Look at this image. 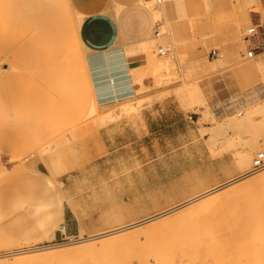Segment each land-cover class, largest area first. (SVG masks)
I'll list each match as a JSON object with an SVG mask.
<instances>
[{
    "label": "rangeland",
    "instance_id": "1",
    "mask_svg": "<svg viewBox=\"0 0 264 264\" xmlns=\"http://www.w3.org/2000/svg\"><path fill=\"white\" fill-rule=\"evenodd\" d=\"M62 3V0L58 3L55 17L65 30L63 37L67 49L74 51L72 68L77 72L83 60L87 63L86 52L75 50L72 34L66 31L70 21V1L69 5ZM245 3V0H234V5L228 8L184 7L183 22L194 20L197 23L202 20V25L207 27L206 32L211 34L182 32L183 50L180 53H183L184 60L178 65H171L169 70L160 71L155 69L153 63V69L149 72L135 76L132 80L135 92L125 100V108L120 106L122 100L107 104L99 102L87 67L98 105L97 112L92 115H87L89 102L84 85H78L75 95H60L48 83L56 48L50 33L44 31V22L41 19L33 21L32 18L7 22L9 14L4 16L0 10V71H4V75L0 76V255L23 252L30 247L56 246V249L71 250L65 255L71 257L89 249L91 245L127 242L135 238V234H146L156 238L150 243L141 242L138 249L146 251H143L145 257L151 253L153 257L150 259L149 253V259L146 258L152 264L157 256L153 253L155 248H151L156 247L161 253L168 250L166 247L169 248V243L163 244L161 237L167 234L179 236L176 230L167 232L169 224L179 229L183 220L200 216L211 202L236 198L241 190L247 192V189L253 188L248 192L253 194L254 199L258 194H264V190L263 193L256 192L257 184L238 182L220 191L225 194L216 200L204 202L211 199L213 194L138 227L87 240L150 218L239 175L241 170L236 163L228 156L223 158L227 152L222 148L224 143L217 144L211 151L209 129L212 122L205 118V108L183 99L176 93V88L183 87L185 82L192 83L194 77H201L192 75L186 68L188 63L194 64L192 60L200 58L210 68L213 91L208 104L212 109L230 105L231 97L242 91L250 94L260 89L264 96V80L258 68L259 63L264 64V54L252 60L243 57L254 42L264 41V8L261 3L250 8ZM153 6H160L157 0ZM133 7L130 3L126 4L119 16L130 35L127 40L130 44L124 46L127 57L137 54L135 52H145L143 49L131 50L133 42L153 35L155 30L162 33L167 25L160 19L150 24L144 23L134 12L128 14ZM244 8H247L250 21L243 30L237 17H241ZM227 24H236L240 30L236 40L213 33L217 27L224 29ZM254 26L257 33H247V29ZM244 35L249 38L246 44L242 43ZM164 38L168 39L169 36ZM168 43L171 45V40ZM159 45L148 53L153 62L170 55L164 45ZM159 48L166 51V55L160 56ZM214 50L218 52L217 56L211 54ZM232 51L236 52L235 58L219 65ZM3 67L7 69L2 70ZM197 81L201 85L204 82L203 78ZM110 112L115 119L97 121ZM149 113L158 118L150 131L146 124L143 125L144 115ZM244 135L262 139L264 128L250 129ZM258 152L264 153L258 149L252 158ZM30 164L49 176L53 183L24 170L23 166ZM263 174L264 169L253 177ZM234 187L241 190L234 191ZM58 201L62 202V219L57 214ZM166 217H170L169 220L162 221ZM207 217L215 218V222L219 219L214 215ZM59 225L64 230H60ZM52 231L54 236L48 238ZM192 232L193 229H187L184 236ZM248 243L246 246L253 242ZM217 244L225 248L222 242ZM181 245L189 248L190 244L184 242ZM255 245L249 247H253L252 251L250 249L253 255ZM259 247H256L257 253L254 252L264 261V252ZM24 255H9L0 261ZM181 256L182 259L178 253L175 254L172 264H178L179 259L180 264H188L193 259L185 254ZM213 256L215 260L218 258L217 264H220L219 254ZM214 259L211 261V258H207L206 261L213 264ZM196 260L191 262L205 264L204 258L203 263L200 259ZM253 260L257 264L259 259ZM101 261L97 263H105Z\"/></svg>",
    "mask_w": 264,
    "mask_h": 264
},
{
    "label": "bare ground",
    "instance_id": "2",
    "mask_svg": "<svg viewBox=\"0 0 264 264\" xmlns=\"http://www.w3.org/2000/svg\"><path fill=\"white\" fill-rule=\"evenodd\" d=\"M154 1L155 0H141L133 8L129 9L130 11H128V14L135 13L134 15L139 20L147 24H150L153 21L155 22V20H158V19L161 20L162 19V6L168 0H157V3L161 6V8H159L158 6L157 7L153 6ZM192 1H193V5H198L201 3L205 9L216 6L214 0H192ZM122 8L123 7L117 6L114 9L115 15L118 17L119 25L121 28V33L123 32L124 27H125L123 20L120 19L119 17L120 13H122ZM83 17L84 16L82 14L78 15L79 20L82 19ZM74 24H76L75 21H74ZM166 24L167 25L165 26L164 32L159 33L158 30L154 31L155 38L158 40V42H160V44L164 45L167 48L170 54L164 60H159L158 62L156 60L154 61L155 69L158 71L162 69L169 70L171 65L177 64V62L179 61L180 52L183 50L182 49V42H183L182 38L184 35L181 34L182 32L176 28L174 23L168 22ZM187 26H188L187 31H196V23L194 20H189L187 22ZM233 26L235 27L234 30L229 31L228 27L233 28ZM241 26H242V29L244 30V26L243 25ZM250 28L247 29V33H249L248 30ZM225 31L226 33H230L231 35H234L233 39L236 40L238 31L240 30L237 29V25L227 24V26L224 27V29L222 28L220 29L217 27L216 31H213V33H220V36L223 37L222 34H224ZM156 32H158V34H155ZM183 32H186L185 29L183 30ZM210 34L211 32L209 33V35ZM167 35L169 36V38L168 39L164 38ZM244 36L242 38V43L246 44L247 42H249V38H247L248 36L247 37L246 36L244 37ZM147 38L148 37H146L145 39L135 44L136 46L140 47V49H143L145 52H148L150 50V47L147 42ZM73 39L76 44L75 50H77L80 48V44L78 43L75 37ZM170 40H171V45L170 43H168ZM248 51L249 49L246 51L245 56H243L245 57L244 59H247V60H252L258 55L264 54V53L258 52L257 54L254 53L253 57L248 58L247 56ZM70 52L68 51V53L65 55L63 60L66 66L72 67L75 58L72 54L74 51L70 50ZM213 52H215V54H213ZM211 54L213 56H217L218 52L214 50L211 52ZM159 55L160 56L166 55V51H164L162 48H159ZM228 61L230 62L229 56L227 57V59H224L223 62H221L219 65L224 64L226 62L228 63ZM120 62L121 60L116 59V57L112 58L105 53H97L96 55H93V57H91L90 59H87V63H85V61L83 60V63L77 67V72L76 71L75 72L77 73L78 76L84 79L87 85L91 88V82L89 78V74H90L91 79H92V84L94 86L92 87L95 90V94L99 102L108 101L111 99H118V98L127 97V96L131 97L134 92L132 90L129 91L128 84H130L132 80L130 81V80L116 79V76H119L121 73V72L120 73L116 72L122 67V64ZM87 67L89 68V74H88ZM11 68L10 70H12ZM258 68L264 80V64L259 63ZM15 69L17 70V68ZM2 73L4 72L0 71V74ZM125 74L126 73H124V75ZM188 77H190V74H188ZM199 78H203V77H198V78L194 77L192 83L185 82V85H183V87L176 88V93L180 94L183 97V99H186L195 105L203 106L205 108L204 116L206 119H209L212 122V126L209 129V134H210L209 144H210L211 151L214 150L217 144L221 142L224 143L222 148L224 150H227V152L226 154L224 153L225 155H223V158L228 156L230 159L233 160L234 163H236L238 168H240L241 170L239 175L223 184H220L211 189H208L205 192H202L201 194L195 197L185 200L181 202L180 204H177L171 207L170 209H167L150 218L143 219L139 222L132 223L128 226H124L116 230H112L110 232H106L105 234L97 235L92 238L90 237L87 240L98 239V238H101L107 235L115 234V233H118L124 230L138 227L146 222L158 219L162 216L170 214L171 212L175 210L186 207L195 201H199L203 198H208V196H212L213 194L214 195L210 197L211 199H206L204 202H209L214 199L216 200V198L217 199L221 198L222 195L225 194V193H219L220 191L238 182H245L244 185H247L248 183L257 184L258 188L256 189V192L263 193L264 174L258 177H255V178L253 177L258 171H261L263 169L258 170V171H253V172L252 170H253V162L256 159V157L259 154H262L263 160H264V153L258 152L255 157L252 158V156L254 152L257 151L258 149H262L264 151V138L262 137L261 139V138H255V137H249V136L247 137L244 135L246 131L250 129H254V128L259 129L261 127L264 128V96H262L261 90L259 89V90L252 91V93L250 94L244 93V91H242L241 94L239 95L234 94L230 99V102H231L230 105H225V106L222 105L223 106L222 108H218L217 110H214L212 109V107L209 106L207 102V98H206V94L204 92L203 86L197 81ZM123 107L125 108L127 107V105L125 104L123 105ZM97 110H98L97 101L94 98V95L92 93V101H91L89 110L87 112V115H92L96 113ZM107 119H110V121L115 119L114 114L110 112L107 114V116L101 117L97 121L106 122ZM48 181L51 184L53 183L52 179L50 178L48 179ZM262 184L263 186H261ZM251 189L253 188H250L247 190L249 191ZM235 190H237L238 192V190H241V189H237V187H234V191ZM248 191L245 192V190L244 191L241 190V192L238 193L237 196H235L236 198H227V199L221 198L219 202H216V201L211 202L210 203L211 205L206 206L204 208L203 212L205 214L202 213L201 215L198 214L200 216H197V217L190 218L191 217L190 216L186 218V220L182 221L183 224L179 229L174 228L173 224H169V227H168L169 230L167 232L176 230L179 236L168 235V234H167L168 236L163 235V234H162L163 236L161 235L162 236L161 242L163 244H165V242H167V244L169 243V248L166 247V249L168 250H165L164 252L162 251L163 253L157 250L156 247L151 248V249L155 248V251L153 250L154 251L153 253H155V256H157V257L154 256L156 260L152 264L154 263L155 264H170V262L172 264V261L175 258V254L177 255V253L180 259H182L181 255L185 254L189 258L191 259L193 258L192 260L195 259V261H197L196 259H200L201 262L203 263V261L205 260V264H208V262H211L212 259H214L213 255L215 253H216V256H218L219 254L220 264H256V261L253 260V258L259 259L257 261V264H264V261L261 260L260 256L257 257L258 254H255L256 250L258 249L256 247H259V245L260 247H262L261 251L264 252V245H263L264 244V197L263 195L264 194H261V195L258 194V196H255L257 198L254 199L253 194L251 193L249 194ZM225 206H228L229 208L224 209L223 207ZM224 214H227V215L224 217ZM209 215L217 216V218L219 219H216V220L218 221L215 222L214 221L215 218L208 219L207 216ZM169 218L170 217H166L162 221L169 220ZM59 219H61V217H59ZM57 226L58 225H56V227ZM58 228H60V230H64V228L61 226ZM187 229L188 231L193 229V232L189 234L187 237H185L184 235L186 234L185 232L187 231ZM53 236H54V233L52 231L50 232V236L49 237L47 236V237L52 238ZM155 238L156 236L153 237L152 235L149 236L146 234H143V235L135 234V238H131L127 242H120V243L114 242L111 244H100L99 246L91 245L89 246V249H85L83 252H79L77 253V255L75 254V256H71V257L65 256L67 253L71 252V250L56 249L55 248L56 246H50V247L42 246V247H35V248L30 247V249H27V250L25 249L26 251L23 250V252L17 251L18 253L15 252L13 254L0 255V259H1L9 255L19 256L20 254H25L22 257H16L13 259L6 258L5 260L0 261V264H90V263L93 264V263H97L98 261L100 262L101 260H104L105 263L107 262V264H151L150 261H149L150 263L148 262V259H149L148 255L150 252L147 253L148 255L146 254V257L148 258L147 259L144 255L146 251L143 250L145 252L143 253V251L141 250L142 251L141 252L138 249V246L143 241L149 242V243L153 242V239L155 240ZM83 241H86V240H83ZM182 242L183 243L188 242L190 244L189 248L184 247L186 244L184 246L181 245L183 244ZM216 242L217 243L222 242L223 244H225L224 245L225 248L223 247L221 248L217 246L218 244ZM247 242L249 243L256 242L255 244L259 242L261 243V244L259 243L258 246L254 244L255 245L254 247L255 252L253 251L254 255L251 252L253 247L249 248L250 246H254L253 243L251 244L248 243L249 245L246 246ZM193 243H195L194 244L195 246H192L190 248V246ZM217 247H219L220 252L218 249H217L218 251L216 250ZM242 247L245 251L242 249ZM247 251L250 253H247ZM221 252L224 254H222ZM248 254H249V257H248ZM251 254L253 258L251 257ZM259 254H260V251H259ZM255 255L256 257H254ZM59 256H65V257L60 259ZM204 256H206V258ZM151 257L153 256L151 255L150 259ZM242 257L244 258L243 260L246 263L242 261ZM207 258H211V261H206ZM191 259H188V260H191ZM179 260L176 263L179 262L178 264H180ZM190 262H188V264ZM192 262L190 264H193ZM215 262L213 261V264L218 263V258L215 260Z\"/></svg>",
    "mask_w": 264,
    "mask_h": 264
},
{
    "label": "crops",
    "instance_id": "3",
    "mask_svg": "<svg viewBox=\"0 0 264 264\" xmlns=\"http://www.w3.org/2000/svg\"><path fill=\"white\" fill-rule=\"evenodd\" d=\"M68 1H70L71 13L69 25L66 27V31L70 32L72 34V37H75L77 39L78 43L80 44L79 50H83L86 52L87 59H90L91 57H93V55H96L97 53H105L112 58L116 57V59L121 60L120 63L122 64V69L120 68L116 71L119 73L121 72L119 76H116V79L122 80L131 81L138 74L142 72L147 73L151 69H153L154 62L148 53H152V51L156 50L159 46H161L159 45L160 42H158V40L154 37L153 34L147 38V42L151 51L142 53L135 52L137 54L127 57V55L125 54L124 46L130 44L127 43V40H129L130 35L126 32L128 30L127 28L125 29V27L123 32L121 33L119 21L115 16L114 9L117 6L124 7L126 4L128 5V3H130V5L135 6L141 0H62V4L69 5ZM245 1L246 7H257L261 3L264 8V0ZM57 2L59 3L61 2V0H0V10L4 12V16L9 14L7 22H9L10 20L17 21L21 18H32L33 21L41 19L44 22V31H46L47 34L48 32L50 33V37L52 39L51 41L52 43H54V46L56 48L54 64L51 65V75H49L48 83L52 84L53 89H55L56 93L60 95L65 93H71L75 95V89H78V85H84L87 91L86 94L88 93L87 97L89 102V110L92 101V89L87 85L84 79H82L80 76L77 75L75 71H73L74 69L72 67L66 66L63 60L65 55L68 53V51L70 52V50L67 49L64 42L63 32L65 30L62 28L60 22L55 17L56 9L58 6ZM214 2L215 5L219 7L228 8L229 6L234 5V0H214ZM190 5H193L192 0L166 1L165 4H163L162 6L161 20L165 21L166 23H174L176 28L181 32H183L184 29L186 32H188L187 22H183L182 20V10L184 7ZM200 6L203 5L201 4ZM158 7L161 8V6ZM79 14H82L84 16L80 20L78 18ZM237 19L243 26L250 21V18L247 14V8L243 9L241 17H237ZM74 21L76 22V24H74ZM234 28V26L233 28L228 27L229 31H233ZM206 29L207 27H204V25H202V20H199L196 23V31H199L204 35H209L210 32H206ZM222 35L223 38L231 39L232 37L233 39L234 37V35L226 33V31ZM143 39H145V36L142 39L133 42L130 49L139 50L140 47L136 46L135 44ZM74 45L76 46L75 42ZM235 54V51H232V53L230 52V54L228 55L229 59L235 58ZM183 60L184 55L183 53H180L179 61L175 65H178V63ZM192 61L194 62V64L190 65L189 63H186V68H188L192 75L203 77L204 82L202 83V86L206 94L207 102L209 103L208 98H210V95L213 91V84L209 65L201 61L200 58H196ZM217 62L219 63L220 60H217ZM6 69L7 67L2 68V70ZM124 73H126L127 75H124ZM3 75L4 73L0 74V76ZM131 83L132 82L128 84L129 91L132 90L133 92H135V90H133V83ZM128 98L130 97L127 96L118 99H111L108 101H102L100 103L107 104L122 100L123 102L120 106H123V104L127 102L125 100ZM144 119L145 122L142 118L143 125L146 124L147 129L150 131L152 127L157 123L158 118L157 116L154 117L151 113H149L144 115ZM23 168L24 170H28L50 183L48 181L50 177L36 169L33 164L23 166ZM57 214L58 218H63V207L61 201H58L57 204ZM39 224L42 225L43 222L40 221Z\"/></svg>",
    "mask_w": 264,
    "mask_h": 264
},
{
    "label": "built area",
    "instance_id": "4",
    "mask_svg": "<svg viewBox=\"0 0 264 264\" xmlns=\"http://www.w3.org/2000/svg\"><path fill=\"white\" fill-rule=\"evenodd\" d=\"M250 35H255L257 33L256 31V27H252L248 30ZM155 34H158V32H156ZM254 45L249 46V51H248V58L253 57V54H257L259 53H264V41L263 42H259V43H253ZM162 54V53H161ZM213 54H215V52H213ZM264 169V160H263V155L259 154L256 159L253 162V171H258Z\"/></svg>",
    "mask_w": 264,
    "mask_h": 264
}]
</instances>
